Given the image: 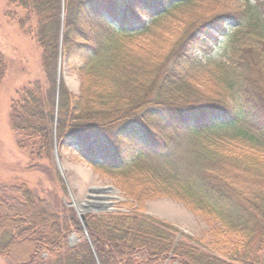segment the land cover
<instances>
[{"label":"trees","instance_id":"obj_1","mask_svg":"<svg viewBox=\"0 0 264 264\" xmlns=\"http://www.w3.org/2000/svg\"><path fill=\"white\" fill-rule=\"evenodd\" d=\"M254 1L205 11L204 0H66L64 49L82 84L79 94L62 85L57 117L60 13L38 27L53 73L12 106L19 148L38 166L50 159L55 129L61 150L81 153L121 188L127 180L141 187L127 192L129 212L89 216V240L60 196L0 185V257L8 264H264V0ZM39 3L61 10L60 0ZM228 34L230 49L210 56ZM3 76L0 59V84ZM125 140L131 150L120 146ZM146 196L186 203L209 225L208 240L177 241L175 228L144 214ZM74 231L80 241L71 246Z\"/></svg>","mask_w":264,"mask_h":264},{"label":"rangeland","instance_id":"obj_2","mask_svg":"<svg viewBox=\"0 0 264 264\" xmlns=\"http://www.w3.org/2000/svg\"><path fill=\"white\" fill-rule=\"evenodd\" d=\"M249 1L255 2L254 0ZM246 2L247 0H204L201 2L203 4L200 9L203 5L206 11L207 9H216L220 3L242 6ZM60 3V11L57 8L53 11H43L38 7L41 4L39 0H0V59L4 64V76L0 84V185L26 183L47 199L52 200L55 196H60L64 204L75 212L79 221L77 227L86 236L88 226L84 225V219L80 217L76 206L72 204L74 200L78 203L84 202L91 194L103 197V199H95L97 203H110L106 211L85 212L84 216L88 225L89 216L94 214L129 212L127 192H139L141 182L133 185L131 181L127 180L122 184L124 188H121L113 176L91 165L81 153L73 150H61L55 129L53 145H51V153H49L50 159L40 161L38 166H31L30 158L18 146V136L12 129L10 121L12 106L24 88L31 86L36 81H40L43 86L49 83V78L53 73L50 70V53L38 41L37 32L40 31L38 27L44 25L46 20L50 24L51 19L57 13H60V28L58 55L53 74L56 87V117L60 109L62 85L73 94H79L81 91V74L70 64L69 56L64 49L65 32L68 27L67 3L66 0H60ZM144 19L148 22L150 17L147 16ZM97 23L98 21H92L89 25L87 24V32L91 34L96 29ZM227 26L231 29L235 24L232 20H228ZM50 30L51 32L46 29V33L53 32L52 26H50ZM43 38H45L44 34ZM230 43L229 34L219 36L216 44L210 46V50H212L210 56L221 57L230 49ZM194 54L203 58L198 50H195ZM59 67H61V85L58 90ZM56 143L58 156L56 155ZM120 146L123 151H128L132 149L133 144L125 140L121 142ZM60 181L66 188L67 194L65 195L61 194ZM110 186L114 188V191L98 194L90 191L92 188ZM141 205L144 214L162 220L175 228L177 241L198 244L197 239L208 240L209 225L183 201L167 196L152 198L146 196ZM71 236L74 238L73 244L69 240ZM69 238V244L76 245L80 241L79 232H71ZM229 242L227 240L220 246H228ZM0 264H8V261L0 257Z\"/></svg>","mask_w":264,"mask_h":264},{"label":"water","instance_id":"obj_3","mask_svg":"<svg viewBox=\"0 0 264 264\" xmlns=\"http://www.w3.org/2000/svg\"><path fill=\"white\" fill-rule=\"evenodd\" d=\"M60 69H61V67H59L58 87H59L60 82H61V79H60ZM55 146H56V155L58 156V153H57V143L55 144ZM90 191L92 193L98 194V193H101V192L114 191V188L111 187V186L110 187H96V188L90 189ZM95 199H103V197L100 196V195L95 196V195L89 194L88 195V199L85 200L84 202H81L80 207H78V205L75 202L72 203L73 205L76 206L80 217L84 219V225L85 226H88L87 225V222H86V219H85V216H84L85 215V212L93 211V210L96 211V212L106 211L107 208H108V206L110 205V203H97L95 201ZM86 202H88V205H87ZM73 239H74L73 236H71L69 238V240L71 242L73 241ZM72 244H73V242H72Z\"/></svg>","mask_w":264,"mask_h":264},{"label":"bare ground","instance_id":"obj_4","mask_svg":"<svg viewBox=\"0 0 264 264\" xmlns=\"http://www.w3.org/2000/svg\"><path fill=\"white\" fill-rule=\"evenodd\" d=\"M57 85H58V83H57ZM60 85H61V82H60ZM60 85H59V86H60ZM58 88H59V87H58ZM58 90H59V89H58ZM73 202H75V203L78 205V207H80V204H81V203H78V202H77V201H75V200H74ZM86 203H87V205H88V202H86ZM86 237H87V238L90 240V237H89V234H88V232H87V235H86Z\"/></svg>","mask_w":264,"mask_h":264}]
</instances>
